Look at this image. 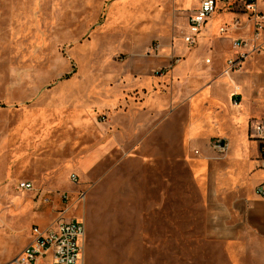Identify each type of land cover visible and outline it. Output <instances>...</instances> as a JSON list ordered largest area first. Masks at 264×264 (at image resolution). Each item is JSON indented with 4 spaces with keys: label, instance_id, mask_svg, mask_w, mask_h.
Instances as JSON below:
<instances>
[{
    "label": "crops",
    "instance_id": "obj_1",
    "mask_svg": "<svg viewBox=\"0 0 264 264\" xmlns=\"http://www.w3.org/2000/svg\"><path fill=\"white\" fill-rule=\"evenodd\" d=\"M93 1H81L85 12ZM168 1L117 0L110 11L111 19H136L148 7L145 46L124 50L141 54L159 43V52L89 60L82 73L41 88L15 122L1 127L0 196L6 207L0 224L15 226L25 218L48 227L68 206L61 196L75 194L72 175L90 178L122 146L148 147V162L161 164L160 172H148V188L160 190L162 255L179 253L185 244L194 264L215 256L225 264H264V195L257 192L264 173L260 144L250 137L252 121L264 118V79L257 75L264 71V51L252 54L242 69L224 73L233 41L249 40L254 23L237 11L241 0L219 2L190 46L184 37L201 0H171V17ZM258 7L264 12V0ZM175 57L172 68L156 73ZM217 138L228 142L225 154L212 146ZM19 182L33 187L19 189ZM30 195L35 201L27 200ZM46 196L50 202L42 201ZM74 204L66 219L73 217Z\"/></svg>",
    "mask_w": 264,
    "mask_h": 264
},
{
    "label": "rangeland",
    "instance_id": "obj_2",
    "mask_svg": "<svg viewBox=\"0 0 264 264\" xmlns=\"http://www.w3.org/2000/svg\"><path fill=\"white\" fill-rule=\"evenodd\" d=\"M81 1L0 0V143L1 127L15 122L23 105L41 88L82 73L81 65L89 60L148 57L147 49L135 55L124 50L145 46L148 7L141 18L111 19L117 0H94L86 12ZM168 3L171 17V0ZM161 5L162 9L166 6L165 2ZM163 22L170 25V21ZM178 22L174 20L172 27ZM257 75L264 79V71ZM160 171V163L148 162V147L122 146L90 178L69 182L74 198L77 192L86 193V200L75 202L71 211L72 218H83L87 226L83 264H194L186 257L185 244H180L179 253L162 255L160 190L148 188V172ZM32 199V195L27 197ZM1 201L0 196V215L4 213ZM151 204L157 205L156 210L146 211ZM33 225L25 218L15 226L0 224V264H14L15 256L29 242ZM201 261L225 264L216 256Z\"/></svg>",
    "mask_w": 264,
    "mask_h": 264
},
{
    "label": "built area",
    "instance_id": "obj_3",
    "mask_svg": "<svg viewBox=\"0 0 264 264\" xmlns=\"http://www.w3.org/2000/svg\"><path fill=\"white\" fill-rule=\"evenodd\" d=\"M261 0H241L235 4L237 11L246 12L249 20L254 23L252 37L237 38L233 41L234 53L225 63V74H232L235 71L242 69L246 60L254 53L264 50V12L259 9L258 3ZM224 3L227 6L231 5V0H201L200 7L189 17L188 28L189 34L185 35L184 39L190 46L198 42V35L201 32L206 20L212 16L217 8L218 3ZM240 27L239 18L235 20L234 28ZM228 28L221 29L226 32ZM160 50V44H154L148 54H156ZM178 61V57L170 63L168 67L160 68L156 71L157 74H163L172 68L173 63ZM237 103V101H235ZM102 120L106 119V115L101 116ZM250 137L257 140L260 144L258 156L259 168L264 173V118L253 120L250 128ZM212 146L221 154H225L228 150V142L221 138L213 141ZM72 182L79 183L78 176L72 175ZM33 185L29 182H19V189H32ZM260 195H264V182L257 188ZM77 197L74 194H63L62 200L68 204L62 210L65 214L69 211L70 202H84L86 200L85 192H77ZM75 200H74V199ZM43 202H50L49 196L41 198ZM60 215L51 225L43 228L39 225H34L31 229V240L23 251L14 259V264H83L85 243L87 237V226L83 218L74 217L66 219L64 215Z\"/></svg>",
    "mask_w": 264,
    "mask_h": 264
}]
</instances>
